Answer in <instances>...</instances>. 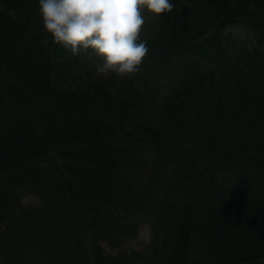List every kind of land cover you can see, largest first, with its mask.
Listing matches in <instances>:
<instances>
[{
    "label": "trees",
    "instance_id": "1",
    "mask_svg": "<svg viewBox=\"0 0 264 264\" xmlns=\"http://www.w3.org/2000/svg\"><path fill=\"white\" fill-rule=\"evenodd\" d=\"M171 2L121 79L0 0V264H264V0Z\"/></svg>",
    "mask_w": 264,
    "mask_h": 264
},
{
    "label": "clouds",
    "instance_id": "2",
    "mask_svg": "<svg viewBox=\"0 0 264 264\" xmlns=\"http://www.w3.org/2000/svg\"><path fill=\"white\" fill-rule=\"evenodd\" d=\"M38 14L53 41L73 56L91 53L95 71L131 78L149 52L140 38L145 11L153 17L171 13V0H38Z\"/></svg>",
    "mask_w": 264,
    "mask_h": 264
},
{
    "label": "rangeland",
    "instance_id": "3",
    "mask_svg": "<svg viewBox=\"0 0 264 264\" xmlns=\"http://www.w3.org/2000/svg\"><path fill=\"white\" fill-rule=\"evenodd\" d=\"M144 16L146 18V22L144 28H142L146 30L145 35L149 37L150 35H152V29H155L157 27L156 24L158 21V17H153L152 14L146 11L144 13ZM80 63L87 64L89 69L95 71V65L99 63V60L91 52H88L81 54ZM149 156H153L152 151H150ZM39 202L40 199L36 193H25L21 199V203L26 206H34L39 204ZM134 219L139 221L138 232L136 235L125 237L118 243H111L100 237V239L98 240V245L103 249L104 252L109 253L111 255H117L119 253L127 251L147 252L148 250H150V247H152L154 243L153 226L151 225V222L140 215H136ZM88 243H93L91 237L88 238ZM195 243L196 244L191 245L192 252L191 255H189V257L187 258L188 264H197L198 258H200L201 262L204 259L203 256H201L199 253V248L197 246L196 239ZM90 244L89 247L92 248ZM94 247L92 249H94Z\"/></svg>",
    "mask_w": 264,
    "mask_h": 264
}]
</instances>
